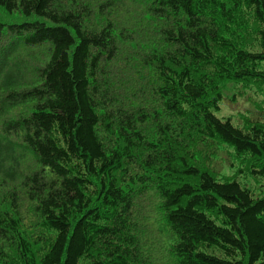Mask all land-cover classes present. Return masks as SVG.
Segmentation results:
<instances>
[{
  "label": "trees",
  "instance_id": "obj_1",
  "mask_svg": "<svg viewBox=\"0 0 264 264\" xmlns=\"http://www.w3.org/2000/svg\"><path fill=\"white\" fill-rule=\"evenodd\" d=\"M226 84L264 92V0H0V264H264Z\"/></svg>",
  "mask_w": 264,
  "mask_h": 264
},
{
  "label": "rangeland",
  "instance_id": "obj_2",
  "mask_svg": "<svg viewBox=\"0 0 264 264\" xmlns=\"http://www.w3.org/2000/svg\"><path fill=\"white\" fill-rule=\"evenodd\" d=\"M220 110L216 115L220 118L230 117L234 123L239 124L243 115H251L257 108L264 109V92L257 90L255 87L245 88L235 84H226L223 86V97L219 102ZM224 153L229 149L222 147ZM217 157L216 165L220 172V177H235L239 182L251 187L256 195L264 188V180H255L250 176H246L242 172L238 173L243 165L238 161L237 157H233V153L227 157L225 154ZM227 154V153H226Z\"/></svg>",
  "mask_w": 264,
  "mask_h": 264
}]
</instances>
